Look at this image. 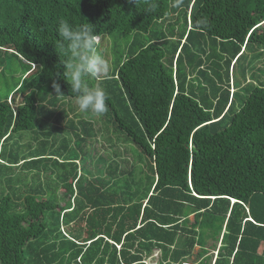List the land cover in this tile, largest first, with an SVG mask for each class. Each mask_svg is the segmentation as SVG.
Here are the masks:
<instances>
[{"label": "trees", "instance_id": "obj_1", "mask_svg": "<svg viewBox=\"0 0 264 264\" xmlns=\"http://www.w3.org/2000/svg\"><path fill=\"white\" fill-rule=\"evenodd\" d=\"M61 20L93 25L99 47L131 38L94 78L102 129L66 108ZM6 55L20 70L0 100V264H189L195 249L264 264V83L230 93L233 70L257 79L264 0H0ZM98 131L114 159L90 176Z\"/></svg>", "mask_w": 264, "mask_h": 264}, {"label": "clouds", "instance_id": "obj_2", "mask_svg": "<svg viewBox=\"0 0 264 264\" xmlns=\"http://www.w3.org/2000/svg\"><path fill=\"white\" fill-rule=\"evenodd\" d=\"M182 0H177V6ZM59 55L64 57L63 78L72 92V97L81 113L102 116L108 111L107 94L99 87L90 86L89 81L107 72L108 62L97 47L100 34L94 26L85 22L79 27L61 20L57 27ZM56 97H67L61 92L60 84L51 85Z\"/></svg>", "mask_w": 264, "mask_h": 264}, {"label": "rangeland", "instance_id": "obj_3", "mask_svg": "<svg viewBox=\"0 0 264 264\" xmlns=\"http://www.w3.org/2000/svg\"><path fill=\"white\" fill-rule=\"evenodd\" d=\"M121 39V40H120ZM118 39V36L109 38L104 41L103 47H99L102 43V41L98 38L97 40V47L100 49V51L105 55L107 62H108V70L107 72L101 74H107L110 73L113 70V59H114V53H113V45L114 41L116 42V46L118 47L119 51L124 50L125 46L129 41L131 40L130 37H122ZM99 45V46H98ZM248 57H253L252 55H248ZM5 58L8 64L6 63L3 65V68L0 67V100H3L9 91L12 90L15 84V80L18 78L17 76H14L12 71L16 72L20 70V66L15 60H12L9 55H6V57H1ZM253 68H254V75L257 78L255 81L251 80L249 78V74L245 77V79H242L240 75H236L235 70H233L234 73V81L233 79L230 80V93L236 92L238 89H241L245 84L247 83H255V82H263L264 83V55L258 59V60H253ZM2 71V72H1ZM12 75V76H11ZM97 77H100L97 76ZM235 77L238 78V88L237 85L235 84ZM236 78V79H237ZM90 86L94 87L96 85L95 79H92L89 81ZM65 104L67 110L72 109L73 115H76L78 118L87 119L91 122H93L95 129H102V122L98 119L97 116H92L88 117L85 113H81L74 100H66L65 99ZM26 141V140H25ZM119 147H121V144H119ZM123 150V146L121 147ZM88 154L84 159V166L86 168L85 171H87V174L90 176H99L100 171L102 168L107 165L112 158V147L111 143L108 142L107 136L104 135L102 132L98 131L97 135L93 137L91 140L90 144L88 145L87 148ZM122 158L129 160L132 163V159L130 156L122 155ZM80 165L82 166V163L80 162ZM16 172H19V169H15ZM1 190H3V187H0V194ZM201 250L195 249L193 252V255L191 256L189 260V264H199L201 262L200 257L201 255ZM205 253V252H203ZM215 252L210 251L209 256L212 255V259H215ZM158 257L159 254L158 252H154L153 256L149 258L146 261V264H158ZM213 260L211 264H213Z\"/></svg>", "mask_w": 264, "mask_h": 264}, {"label": "water", "instance_id": "obj_4", "mask_svg": "<svg viewBox=\"0 0 264 264\" xmlns=\"http://www.w3.org/2000/svg\"><path fill=\"white\" fill-rule=\"evenodd\" d=\"M216 255V254H215Z\"/></svg>", "mask_w": 264, "mask_h": 264}]
</instances>
